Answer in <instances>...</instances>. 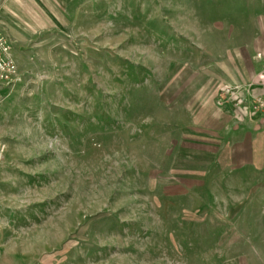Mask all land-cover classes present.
Masks as SVG:
<instances>
[{
    "label": "rangeland",
    "instance_id": "obj_1",
    "mask_svg": "<svg viewBox=\"0 0 264 264\" xmlns=\"http://www.w3.org/2000/svg\"><path fill=\"white\" fill-rule=\"evenodd\" d=\"M0 264H264V0H0Z\"/></svg>",
    "mask_w": 264,
    "mask_h": 264
},
{
    "label": "built area",
    "instance_id": "obj_2",
    "mask_svg": "<svg viewBox=\"0 0 264 264\" xmlns=\"http://www.w3.org/2000/svg\"><path fill=\"white\" fill-rule=\"evenodd\" d=\"M18 69L11 57V48L8 41L0 37V88L9 87L16 83Z\"/></svg>",
    "mask_w": 264,
    "mask_h": 264
}]
</instances>
